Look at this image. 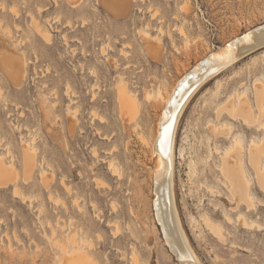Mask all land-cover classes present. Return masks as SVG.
<instances>
[{
  "label": "rangeland",
  "instance_id": "374dc122",
  "mask_svg": "<svg viewBox=\"0 0 264 264\" xmlns=\"http://www.w3.org/2000/svg\"><path fill=\"white\" fill-rule=\"evenodd\" d=\"M130 1L127 15L115 19L98 0H81L75 9L66 0H0V59L9 56L26 63L21 85L11 83L0 67V156L23 178L22 145L32 142L39 163L33 181L20 180L25 200L14 197L11 186L0 189V264H55L60 255L55 241L71 249L67 235L76 232L77 239L90 246L83 248L94 264H133V253L138 264H177L157 221L154 160L137 136L155 132L160 105L148 104L143 97L152 87L171 88L201 58L246 32L262 30L264 0ZM34 25L46 27L52 43L44 42ZM152 38L161 41L160 62L145 52L155 44ZM263 53L264 43L205 85L179 123L175 205L180 226L203 264H264V232L254 239L225 224L221 215L231 204L220 182L216 150L229 147L231 139L216 137L208 128L209 122L217 123V108L236 91L251 93L257 80L264 83ZM121 80L137 91L142 103L141 131L126 128L118 116ZM91 86L96 101L87 109ZM74 92L81 96L80 127L70 136L67 95ZM249 97L254 102L252 94ZM47 105L52 107L50 117L42 112ZM91 110L105 123L93 121ZM219 121L232 123V133L244 136L246 143L252 135H261L227 114ZM110 163L121 179L113 176ZM42 170L53 179L50 190L41 183ZM96 179L104 187L96 185ZM64 186L71 187V193ZM253 190L264 201L259 189ZM206 213L229 234L225 244L204 230L200 216ZM259 214L264 221L263 208Z\"/></svg>",
  "mask_w": 264,
  "mask_h": 264
},
{
  "label": "bare ground",
  "instance_id": "6f19581e",
  "mask_svg": "<svg viewBox=\"0 0 264 264\" xmlns=\"http://www.w3.org/2000/svg\"><path fill=\"white\" fill-rule=\"evenodd\" d=\"M66 1L72 9L77 8L81 2V0ZM98 1L104 5L109 12V15L114 16L115 19L124 17L131 9L130 0ZM186 5L187 3H185V6ZM34 26L36 32L44 42L47 44L50 43V31L46 27L41 28L39 25ZM261 29L262 30L260 31L246 32L242 38L235 39L232 43H227L217 51L201 58L195 65L196 67H193L194 69L191 72L190 70L185 71L171 88H168L166 84L159 86L158 88L155 87L156 89L152 87V89L145 93V96L143 95L146 103L152 104L153 102H158L160 105L161 112L155 132L147 137L142 134L139 136V130L137 131L138 134H136L139 137L140 143L148 147L150 157L152 161L154 160L152 181L153 188L155 189V200L158 203V208L155 207L159 211V213L156 212L157 221L161 224L159 227L162 231L164 243L172 252L174 258H176L177 264H203L196 255V250L194 248L192 249L190 246V243L187 240L188 237L186 238V235L184 234L185 232H183L180 226L175 205L174 166L176 160V137L180 119L188 104L205 85L223 72L236 66L243 60V57L247 53L255 48V46L264 43V28ZM145 31L144 33L146 34ZM181 36L185 37V34L182 32ZM152 39L155 44L146 47L145 52L151 59L160 62L163 58V51L160 46L161 41L155 40L156 38ZM0 67L7 79L14 85H21L22 82L25 81L26 63L23 60L4 56L0 59ZM94 87L95 86H91L90 88L91 95L88 97L89 102L87 109H90L96 101ZM220 87L221 85L218 86L217 93L219 92ZM137 94V91L133 90L126 82L121 80L116 95L117 112L120 120L126 128L132 127L131 129H134L133 131L138 129H135V127H139L140 131L142 129L138 126L142 103H140ZM249 94H252L254 102L249 97ZM67 96L70 97V105L68 104L69 107L67 108V115L69 118L66 122V130L70 136H73L76 130L80 127L78 113L81 108V96L76 92L71 96L70 94ZM72 105L74 106L73 108ZM179 106H181V108L177 116V122L174 126L172 142L169 147V155L165 156L163 153L165 145L158 146V141L161 137V129L169 123L172 114L178 110ZM51 110L52 107H49L48 105L42 107V112L45 117L51 116ZM224 114H227L231 121L240 123L241 126L247 128L256 127L257 132L261 133V135H252L246 143L244 136L232 133L234 128L232 123L227 121L221 123V121H219V118ZM216 115L218 119L217 123L209 122V126L207 125L209 130L216 137H230L231 139L229 147L222 151L220 149L216 150V153L220 156V163L217 166L220 175V182L227 190V199L231 204V207L222 208L221 215L223 216L225 224L236 226L239 230L246 231L250 233L251 237L257 239L258 233L264 232V221L261 220V215L259 214L260 208L264 209V201L256 198L253 190V187L255 186L264 195V83L260 79L257 80L254 83L253 91L251 93H249L248 90L243 92L236 91L233 96H230L220 107L217 108ZM91 118L93 121L99 120L100 123H105V118L100 116L94 110H91ZM103 139L108 140L107 137H104ZM31 143L32 142H26L22 145L23 178L18 175V172L13 165L8 164V159L6 160L5 156H0V189H6L11 186L9 188H12L14 197H17L18 199L21 198V200H25L26 197L24 198L23 195L22 198V195L19 192L20 180L22 179L25 184L33 181V174L39 165L36 150L32 147L33 143ZM95 155L97 156V152H94V156ZM108 167L113 176H118V178L122 177L121 172L116 169L117 166L113 163H110ZM40 179L44 189L50 190L53 182L52 177L48 176L47 173L42 170L40 172ZM96 185L104 187L105 183L98 179ZM64 187L68 193H71V187ZM166 189H168L171 198V210L168 212L166 205L161 202V198L164 197V191ZM210 191L213 192V190ZM76 202L77 201H73L74 204L78 203ZM200 217L204 230L213 236V238L219 243L225 244L227 242L226 235L229 237V234H225L226 231L224 226L216 223L207 213ZM194 221L195 220L192 218L191 222L194 223ZM64 228L63 225L61 229ZM76 233L72 235L70 234L69 236L67 235V240L71 249L68 248L69 246L67 247L64 245V243L61 244L55 241L54 246L60 249V255L57 261L54 259L57 262H54L55 264H94L95 260H93L92 256L84 250L85 248H83V245H86L89 248L90 246L86 243L87 241L85 242L82 239H77L78 236ZM240 249H243L242 251L245 253L250 252L249 247H240ZM131 259L133 264H138L139 258L137 253H133ZM216 259L218 258L216 257Z\"/></svg>",
  "mask_w": 264,
  "mask_h": 264
},
{
  "label": "water",
  "instance_id": "95a60500",
  "mask_svg": "<svg viewBox=\"0 0 264 264\" xmlns=\"http://www.w3.org/2000/svg\"><path fill=\"white\" fill-rule=\"evenodd\" d=\"M180 104H182V103H180ZM180 108H181V106H179L178 110L174 114H172L169 123L167 125L163 126L162 129H161V137H160V139L158 141V146L161 145V140L165 141L163 143V145H165V149H164V152H163L165 156L169 155V147L171 146L173 132H174V126H175V123L177 122V116H178V113L180 111ZM169 125H171V129H170V133H169L170 139L169 138H165L164 135H163V129H165ZM158 150H159V147H158ZM166 188H167V186H166ZM161 202L166 205L167 212L171 210V198H170L168 189H166L164 191V197L161 198Z\"/></svg>",
  "mask_w": 264,
  "mask_h": 264
},
{
  "label": "snow or ice",
  "instance_id": "6c2138e0",
  "mask_svg": "<svg viewBox=\"0 0 264 264\" xmlns=\"http://www.w3.org/2000/svg\"><path fill=\"white\" fill-rule=\"evenodd\" d=\"M170 129H171V125H169L168 127H166L164 129V136H165V138H169L170 139V136H169ZM164 142H165L164 140H161V145H163Z\"/></svg>",
  "mask_w": 264,
  "mask_h": 264
}]
</instances>
